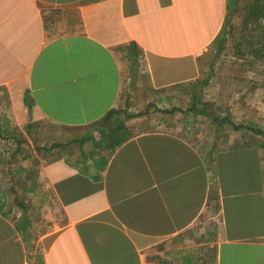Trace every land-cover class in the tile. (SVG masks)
Segmentation results:
<instances>
[{"label":"crops","instance_id":"obj_1","mask_svg":"<svg viewBox=\"0 0 264 264\" xmlns=\"http://www.w3.org/2000/svg\"><path fill=\"white\" fill-rule=\"evenodd\" d=\"M226 15L0 0V264H264V126L201 81Z\"/></svg>","mask_w":264,"mask_h":264},{"label":"rangeland","instance_id":"obj_2","mask_svg":"<svg viewBox=\"0 0 264 264\" xmlns=\"http://www.w3.org/2000/svg\"><path fill=\"white\" fill-rule=\"evenodd\" d=\"M239 0L236 10L225 16V26L207 50L202 54L201 67L207 69L209 77L208 97H216L223 106L235 107L239 114L250 110L264 126V60L255 58L245 50L243 55L236 52L242 31L243 5ZM247 33V32H246ZM248 34V33H247ZM199 91V90H198ZM203 101L205 92H197ZM237 102L233 105V101ZM210 101V100H209ZM249 105V109L247 108ZM260 129V128H259Z\"/></svg>","mask_w":264,"mask_h":264},{"label":"trees","instance_id":"obj_3","mask_svg":"<svg viewBox=\"0 0 264 264\" xmlns=\"http://www.w3.org/2000/svg\"><path fill=\"white\" fill-rule=\"evenodd\" d=\"M239 0H227V16L236 10ZM241 40L236 52L240 55L245 50L255 58L264 60V0H247L243 5L241 20ZM248 34H247V33ZM261 132L260 129H255Z\"/></svg>","mask_w":264,"mask_h":264}]
</instances>
